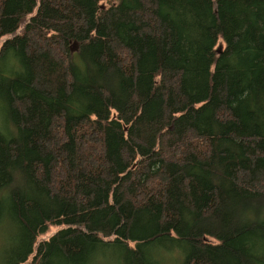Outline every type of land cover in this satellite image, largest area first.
<instances>
[{
    "label": "trees",
    "instance_id": "trees-1",
    "mask_svg": "<svg viewBox=\"0 0 264 264\" xmlns=\"http://www.w3.org/2000/svg\"><path fill=\"white\" fill-rule=\"evenodd\" d=\"M30 1L35 5L27 15L35 14L16 33L14 22L24 23L20 0H0V56L11 49L35 70L0 81V105L10 122L20 119L0 143V200H9L26 230L62 223L77 230L85 246L73 253L66 252L69 244H45L70 260L96 242L91 228L100 223L126 264H150L137 245L174 235L186 214L187 253L177 264H260L229 244L247 234L264 241V172L256 168L264 159V62L250 77L247 118L240 124L225 104L249 81V71L239 68L208 92L213 132L198 134L179 122L193 110L185 107L178 67L181 32L166 7L180 3L211 14V39L200 53L210 66L232 46L225 0H106V7L103 0ZM215 40L226 48L219 57ZM141 53L148 55L143 65ZM19 86L52 106L44 131L28 118L27 101L15 93ZM155 163L160 169L151 176ZM198 171L202 207L191 196ZM136 211L145 213V237L132 241ZM48 260L36 256L37 264Z\"/></svg>",
    "mask_w": 264,
    "mask_h": 264
},
{
    "label": "rangeland",
    "instance_id": "rangeland-1",
    "mask_svg": "<svg viewBox=\"0 0 264 264\" xmlns=\"http://www.w3.org/2000/svg\"><path fill=\"white\" fill-rule=\"evenodd\" d=\"M225 2L230 6L231 12L229 34L232 38V46L223 59L217 60L210 66L200 53H203V49L207 48L211 39V14L204 7H191L180 3L166 7L169 20L177 24L181 32L178 67L181 70L186 91L185 107L194 111L187 114L185 112L179 122L182 125L190 123L198 134L203 135H209L213 132L210 118L214 108L213 105L206 103L208 92H210L213 84L219 78L230 76L233 69L239 68L249 71V81L245 88L240 92L231 94L225 101L227 112L237 121V124H240L241 120L247 118L246 106L252 93L250 77L261 69L264 62V0H225ZM108 3L109 1L103 0L100 5L106 7L110 4ZM34 5L30 0H20L19 19L24 23L19 26L18 20L14 22V28L20 27L16 33L24 27L25 23L28 24L30 17L35 14L34 10L33 14L27 15L32 11ZM4 40L5 38L0 39V46ZM211 47L216 57H219L226 49L221 40H215ZM76 49V42L70 43V52L73 53ZM139 57L141 65L148 61L147 53H141ZM21 73L30 77L34 76L33 62L31 63L29 59L22 60L11 49H6L0 56V81L4 77L21 75ZM15 93L20 100L27 101L28 118L36 123L39 131H44L52 109L49 102L23 86L17 87ZM19 120V117L15 116L14 120L10 122L4 107L0 105V143L13 135ZM260 134L264 138V131ZM256 168L264 172V159L259 162ZM150 169L151 176H153L158 173L160 164L155 163ZM202 187V175L199 171L195 172L192 179L191 196L194 205L198 207H202L205 203V197L200 192ZM109 203V205L112 204ZM134 216L135 221H137L135 224L139 227L130 240L139 241L145 237L141 229L145 224V213L136 211ZM22 219L28 221L26 216H23ZM187 222L188 215L182 214L174 235L137 245L148 263L177 264L178 257L185 256L187 252L182 238ZM95 226L94 229L91 228V233L98 235L96 242L86 246L83 256L69 260L64 256L49 253L45 244L48 242L55 245L69 244L70 247L66 252L68 254L73 253L76 249L75 246H85L81 234L77 230L71 226L66 228L67 226L62 223L44 227L41 225L39 228L34 227L31 232H28L20 217L15 213L12 204L6 197H3L0 200V264H37L36 256L41 254L48 255V264H126L119 244L107 243L111 240L109 233L103 229L100 223H96ZM28 239L30 242L27 241ZM229 246L232 249H243L249 257L257 259L260 264H264V241L258 234L244 235L230 243ZM21 251H23L22 256H20Z\"/></svg>",
    "mask_w": 264,
    "mask_h": 264
}]
</instances>
